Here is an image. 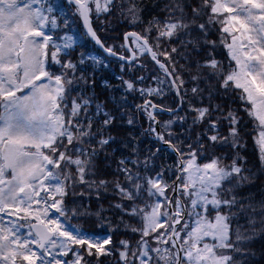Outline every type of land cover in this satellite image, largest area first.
<instances>
[{
    "label": "snow or ice",
    "instance_id": "6c2138e0",
    "mask_svg": "<svg viewBox=\"0 0 264 264\" xmlns=\"http://www.w3.org/2000/svg\"><path fill=\"white\" fill-rule=\"evenodd\" d=\"M0 264H264V0H0Z\"/></svg>",
    "mask_w": 264,
    "mask_h": 264
},
{
    "label": "trees",
    "instance_id": "16d2710c",
    "mask_svg": "<svg viewBox=\"0 0 264 264\" xmlns=\"http://www.w3.org/2000/svg\"><path fill=\"white\" fill-rule=\"evenodd\" d=\"M118 34L119 33H108V35H118ZM120 42H122V41H120ZM154 72L158 73L163 78L162 71H159L154 64L148 63L146 71H145L144 74L145 75H149V74H152ZM148 83H151V81H148ZM137 102L139 103L140 101L138 100ZM156 102L159 103L158 100ZM165 103L170 104L171 101L168 100ZM164 119H167V117H164ZM145 126H147V125H145ZM246 133H248V134L245 135V140L247 141V148H248L247 154L251 158L255 159L256 154H257V149H256V146L254 145V141H253V136L255 135V133L252 131L251 123L248 124V127L246 129ZM168 162L171 163V160H169ZM118 239H132V237L116 236V235L113 236V241H116ZM113 259H115V258H113Z\"/></svg>",
    "mask_w": 264,
    "mask_h": 264
}]
</instances>
